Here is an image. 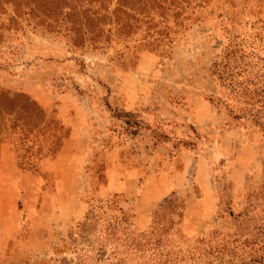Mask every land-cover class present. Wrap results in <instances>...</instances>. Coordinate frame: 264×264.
Masks as SVG:
<instances>
[{
    "label": "rangeland",
    "instance_id": "rangeland-1",
    "mask_svg": "<svg viewBox=\"0 0 264 264\" xmlns=\"http://www.w3.org/2000/svg\"><path fill=\"white\" fill-rule=\"evenodd\" d=\"M0 264H264V0H0Z\"/></svg>",
    "mask_w": 264,
    "mask_h": 264
},
{
    "label": "crops",
    "instance_id": "crops-1",
    "mask_svg": "<svg viewBox=\"0 0 264 264\" xmlns=\"http://www.w3.org/2000/svg\"><path fill=\"white\" fill-rule=\"evenodd\" d=\"M203 185L202 186H206V183H202ZM205 189H207L206 187H205Z\"/></svg>",
    "mask_w": 264,
    "mask_h": 264
}]
</instances>
